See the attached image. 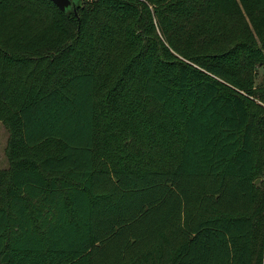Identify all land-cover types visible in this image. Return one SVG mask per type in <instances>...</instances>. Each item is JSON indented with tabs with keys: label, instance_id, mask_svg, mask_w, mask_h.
<instances>
[{
	"label": "trees",
	"instance_id": "1",
	"mask_svg": "<svg viewBox=\"0 0 264 264\" xmlns=\"http://www.w3.org/2000/svg\"><path fill=\"white\" fill-rule=\"evenodd\" d=\"M0 0V264H264V0Z\"/></svg>",
	"mask_w": 264,
	"mask_h": 264
},
{
	"label": "rangeland",
	"instance_id": "2",
	"mask_svg": "<svg viewBox=\"0 0 264 264\" xmlns=\"http://www.w3.org/2000/svg\"><path fill=\"white\" fill-rule=\"evenodd\" d=\"M264 82V66H257L256 83ZM8 132L0 121V168H6L8 161L5 155V147L7 143Z\"/></svg>",
	"mask_w": 264,
	"mask_h": 264
},
{
	"label": "water",
	"instance_id": "3",
	"mask_svg": "<svg viewBox=\"0 0 264 264\" xmlns=\"http://www.w3.org/2000/svg\"><path fill=\"white\" fill-rule=\"evenodd\" d=\"M61 11L72 5L71 0H51Z\"/></svg>",
	"mask_w": 264,
	"mask_h": 264
}]
</instances>
